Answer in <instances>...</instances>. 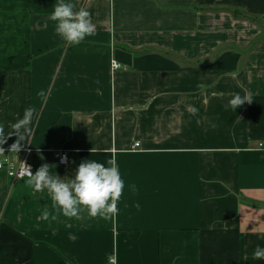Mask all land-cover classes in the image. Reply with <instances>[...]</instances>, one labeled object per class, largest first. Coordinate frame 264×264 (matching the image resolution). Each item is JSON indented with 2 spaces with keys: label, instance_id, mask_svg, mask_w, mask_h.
<instances>
[{
  "label": "crops",
  "instance_id": "obj_1",
  "mask_svg": "<svg viewBox=\"0 0 264 264\" xmlns=\"http://www.w3.org/2000/svg\"><path fill=\"white\" fill-rule=\"evenodd\" d=\"M59 2L0 0L5 135L34 110L0 159L29 150L68 181L115 156L124 190L114 217L77 220L0 173V264H264V0H65L95 26L79 45L55 32ZM236 93L252 103L234 111Z\"/></svg>",
  "mask_w": 264,
  "mask_h": 264
},
{
  "label": "clouds",
  "instance_id": "obj_2",
  "mask_svg": "<svg viewBox=\"0 0 264 264\" xmlns=\"http://www.w3.org/2000/svg\"><path fill=\"white\" fill-rule=\"evenodd\" d=\"M50 19L56 22L55 32L68 45H79L86 37L95 33V26L91 20L90 12L81 7L76 10V6L71 2L60 0L56 4ZM43 96V93H41ZM253 101L250 95L243 97L236 93L233 94L229 101L230 107L236 111L246 102L251 104ZM188 110L192 115L197 114L198 109L189 105ZM34 115L32 108L25 109L23 118L19 119L14 125V133L7 136L4 128L0 125V145L6 143V140L15 135L18 139L11 145L10 151H20L21 141L31 134L30 127ZM212 127H216L215 124ZM0 155H4V149L0 147ZM7 160H0V168L4 167ZM110 165L95 160H85L81 162L76 169L74 178L65 181L60 176L52 175L48 164L41 165L35 173L31 167L27 166L26 184L31 186L36 192L47 190L51 196L54 206L63 216L67 218H82V212L86 210L90 218L108 219L114 217L118 212V201L120 200L123 190L124 181L121 178L116 157L113 156L107 161ZM50 213L46 209L42 214L43 220L49 219ZM52 219H56L53 216ZM72 241L77 240V236L69 234ZM253 259L264 260V247L256 246L253 252ZM110 264H112L110 258Z\"/></svg>",
  "mask_w": 264,
  "mask_h": 264
},
{
  "label": "built area",
  "instance_id": "obj_3",
  "mask_svg": "<svg viewBox=\"0 0 264 264\" xmlns=\"http://www.w3.org/2000/svg\"><path fill=\"white\" fill-rule=\"evenodd\" d=\"M111 70L113 72L121 70V65L115 61L111 62ZM139 144H135L134 147H138ZM21 159L17 165L10 162L8 159H0L7 160V163L4 164V167L0 168V173H4L13 183L18 180L27 179V166L31 167V171L33 172V166L29 163V150H24L22 152ZM67 154L62 153L59 157V163L64 165L67 163ZM113 262V261H112Z\"/></svg>",
  "mask_w": 264,
  "mask_h": 264
}]
</instances>
